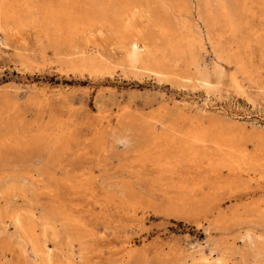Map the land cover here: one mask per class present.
Returning <instances> with one entry per match:
<instances>
[{"label":"rangeland","instance_id":"374dc122","mask_svg":"<svg viewBox=\"0 0 264 264\" xmlns=\"http://www.w3.org/2000/svg\"><path fill=\"white\" fill-rule=\"evenodd\" d=\"M116 2L0 0V264H264V0Z\"/></svg>","mask_w":264,"mask_h":264},{"label":"bare ground","instance_id":"6f19581e","mask_svg":"<svg viewBox=\"0 0 264 264\" xmlns=\"http://www.w3.org/2000/svg\"><path fill=\"white\" fill-rule=\"evenodd\" d=\"M147 3V10L149 14H153L155 12V8L160 6L162 7L161 9H163V7H166V0H145ZM200 2V0H195ZM141 2V1H140ZM216 4V2H215ZM197 5V3H196ZM200 4H198L199 6ZM209 9V6H207ZM168 8V7H166ZM211 8V7H210ZM215 8V7H213ZM217 9V8H216ZM167 11V9H166ZM223 11L226 12L225 9H223ZM165 12V11H164ZM224 12V13H225ZM144 12H142V8L140 10V8L138 6H136V4H132L131 0H117V2L115 3V7L112 9V18L115 21V25L114 27H111V29L113 30L116 38L120 41H123L124 39L127 38V36L129 35V33L131 31L134 30V27L136 26V22L135 20L137 19V16H139L140 14L143 15ZM199 13V12H198ZM145 15V14H144ZM148 17V16H147ZM222 17V16H221ZM145 18V17H144ZM224 20V19H223ZM143 21V20H142ZM139 22V21H137ZM139 24V23H138ZM98 26V25H97ZM96 29V28H95ZM3 30V29H2ZM4 31V30H3ZM8 31V30H7ZM86 31V29L84 30ZM98 31V30H97ZM92 32V30L90 31ZM99 32V31H98ZM69 33V32H68ZM87 35V32H85ZM82 34V33H81ZM89 34V33H88ZM98 34V33H97ZM100 34V33H99ZM85 35V34H84ZM93 35V34H92ZM76 36V35H75ZM84 37V36H83ZM86 37V36H85ZM73 38H75L73 36ZM78 38V37H77ZM82 39V38H81ZM84 40V39H83ZM90 40V39H89ZM92 41V38H91ZM136 41V40H135ZM87 42V41H86ZM128 42V41H127ZM143 45V42H141ZM88 44V43H87ZM86 44V45H87ZM128 43H126L127 45ZM144 45L146 46L145 42ZM82 46V45H81ZM85 46V44H84ZM82 46V47H84ZM127 48V47H126ZM142 49V47H141ZM79 52H84V50L79 51ZM129 63L134 64L139 60V50H138V45L136 42L132 41L130 43V47H129ZM160 73V72H159ZM162 74V73H161ZM225 145V144H224ZM227 155H230V153H228ZM249 235H247L246 237H248Z\"/></svg>","mask_w":264,"mask_h":264}]
</instances>
